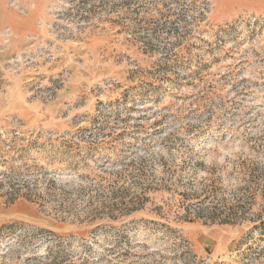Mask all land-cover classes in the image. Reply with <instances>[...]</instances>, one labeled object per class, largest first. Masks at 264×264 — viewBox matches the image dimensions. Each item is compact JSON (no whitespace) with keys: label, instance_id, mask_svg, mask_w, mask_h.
Masks as SVG:
<instances>
[{"label":"rangeland","instance_id":"1","mask_svg":"<svg viewBox=\"0 0 264 264\" xmlns=\"http://www.w3.org/2000/svg\"><path fill=\"white\" fill-rule=\"evenodd\" d=\"M0 264H264V0H0Z\"/></svg>","mask_w":264,"mask_h":264}]
</instances>
